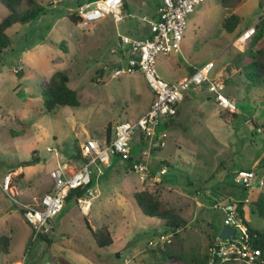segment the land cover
<instances>
[{"label": "rangeland", "instance_id": "obj_1", "mask_svg": "<svg viewBox=\"0 0 264 264\" xmlns=\"http://www.w3.org/2000/svg\"><path fill=\"white\" fill-rule=\"evenodd\" d=\"M40 1L45 11L26 24L7 29L10 42L0 55V181L11 175V191L22 203H31L51 189L52 168L81 165L82 141L92 137L102 142L106 126L111 135L117 123L136 121L153 99L141 72L116 77L112 72L117 54L121 55L117 33L144 37L135 28L142 27L139 17L154 15L157 0H122L124 20L115 23L106 15L86 24L73 23L68 16L89 0ZM130 13L135 17H129ZM232 13L240 17V23L228 33L222 22ZM5 14L0 4V18ZM263 15L264 0H238L227 8L221 0H201L194 7L185 17L180 53L156 57L158 74L172 82L188 67L213 60L207 77L211 80L222 71L227 73L222 93L238 112L231 113L207 99L211 93L206 90L191 93L169 124L162 125L160 130L167 133L164 146L149 151L146 175L141 176L117 157L111 158L108 166H100L103 174L93 178L88 214L83 215L73 199L66 202L44 233L51 241L49 246L37 238L31 239L25 250L30 226L0 188V233L10 236L9 253H0V264H61V260L69 264H198L205 261L209 241H216L218 229L229 223L227 207L236 213L239 201L244 202L241 208L248 225L263 227L254 200L264 194V84L248 83L244 69L251 60L248 50H264V20L257 26L261 33L250 39L244 52L232 44L239 32ZM115 48L117 51H112ZM120 63L124 65V61ZM99 68L103 74L93 82ZM57 70L69 76L68 84L76 91L79 105L48 112L40 88ZM140 133L135 129L132 136V159H139L148 146ZM31 157L39 161L26 165ZM158 166L167 171L164 176L155 174ZM239 169H252L263 185L243 190L234 182ZM154 177L172 184L162 188V200L177 206L187 221L179 231L182 249L173 247L182 258H164L159 252L170 238L157 247L149 245V239L155 240L159 232H169L160 219L142 214L131 195L148 187L159 190ZM96 226L107 227L111 245H95L89 227ZM220 264L246 263L230 258Z\"/></svg>", "mask_w": 264, "mask_h": 264}, {"label": "built area", "instance_id": "obj_2", "mask_svg": "<svg viewBox=\"0 0 264 264\" xmlns=\"http://www.w3.org/2000/svg\"><path fill=\"white\" fill-rule=\"evenodd\" d=\"M201 0H157L155 17H140L148 25L149 35L144 37L118 34L119 47L122 55L117 56V65L112 76L141 72L148 87L152 91L153 99L147 110L136 121H121L114 127L110 141L105 139L99 142L89 137L80 143L81 165L76 169L57 167L50 170L52 183L50 190L39 197H34L31 203H22L15 199L11 191V175L6 174L0 181V188L5 191L14 204L23 210V218L29 224L30 238L35 240L40 234L46 233L51 227V219L61 212L64 206V196L68 190L85 186L83 196L76 199V204L83 215L88 214L92 206L91 187H88L94 177L103 174L100 166H108L111 158L120 156L123 159L131 158L130 145L135 129H139L146 138L148 146L141 152L139 159L131 160V168L146 175L149 151L154 147L162 148L167 136L165 131L159 130L164 118L175 116L177 105L187 91H197L205 82L213 100L225 110L236 113V105L222 93L227 73L217 74L208 79L207 74L213 69V60H208L200 66H192L190 71L179 81L169 82L158 74L156 57L167 56L171 53H180V42L185 28V17L192 12ZM122 0H89L77 7L76 13L82 23L97 21L106 15H111L115 23L125 18L121 9ZM134 18V14H128ZM264 19V15L254 23L245 27L232 40V44L243 51L249 40L256 33L257 26ZM112 49V51H117ZM124 61L121 66L120 62ZM157 175L165 173V168H159ZM234 182L244 188L262 186L263 180L257 179L252 169H239L235 173ZM10 192V193H9ZM248 202V199L244 200ZM228 225L235 228L233 238L222 240L217 237L208 250V264L216 260L222 263L230 258L240 259L246 264H259L260 250L251 245L247 226L238 218L234 209L227 207ZM171 233L159 232L156 239H149V245L157 247L168 241ZM23 264V261L20 262Z\"/></svg>", "mask_w": 264, "mask_h": 264}, {"label": "trees", "instance_id": "obj_3", "mask_svg": "<svg viewBox=\"0 0 264 264\" xmlns=\"http://www.w3.org/2000/svg\"><path fill=\"white\" fill-rule=\"evenodd\" d=\"M238 0H221L223 7H232ZM0 4L6 9V14L0 18V55L1 52L6 49L9 45L10 38L7 33L9 29L14 24H26L39 15H41L46 6L42 4L40 0H0ZM69 19L73 23H81V18L75 14H70ZM264 20V19H263ZM240 23V17L234 13L228 15L224 18L222 22L223 29L231 33L235 30L237 25ZM257 37L261 33V29L257 31ZM255 33V34H256ZM254 34V35H255ZM253 35V36H254ZM252 36V37H253ZM250 41V40H249ZM63 48V46L60 44ZM246 48V47H245ZM244 48V50H245ZM244 50L242 52H244ZM251 60L246 64L244 69V76L248 83L252 86H260L264 84V50H257L251 52L248 50ZM117 65V64H116ZM20 70V69H19ZM19 71H16L18 73ZM103 68H99L95 71V74L92 77L93 82H97L98 77L102 76ZM69 76L65 71L57 70L50 75V77L45 81L44 85L40 88V94L42 98V104L46 111L51 112L59 106H69L77 107L79 105V100L76 94V91L69 86ZM110 127L106 126V134L103 139L110 141L113 136V132L110 135ZM11 133H15L14 130H11ZM144 137L142 134H140ZM157 148L154 146L152 149ZM80 152V149H79ZM120 158L126 165L131 167L132 157L129 159H123L120 156H115ZM113 157V158H115ZM39 161L37 157H31V159L25 161L26 165L35 164ZM94 184V179L91 180L88 187H91ZM87 187L81 186L70 189L64 196V204L71 199L76 202L78 197H81L85 193ZM245 190V188H243ZM132 197L138 209L142 214L149 217H155L160 219L163 222L165 230L171 233L170 243L163 249H159L164 258L169 257H180L183 255L177 249L173 250V247L176 246L179 249H182L183 239L180 237L179 231L184 228L187 224V221L182 217L178 210L169 205L166 201L162 200L157 192V189L148 187L140 190H135L132 192ZM243 201H239L235 205V210L237 212L238 218L247 226L248 235L250 243L253 247L260 250V263L264 264V226L261 228H253L248 225L243 216V210L241 208ZM21 215H23V210L20 206L16 207ZM254 210L256 214L264 220V194L254 200ZM91 237L98 248L107 247L112 244L113 239L109 233V230L106 226H96L94 228L89 227ZM38 238H42L46 241L47 246L50 245L51 241L45 238L44 233L40 234ZM32 240L28 239L25 250H28ZM213 241H209V246L213 245ZM10 247V236L8 233H0V253L8 254ZM205 261H201L198 264H208V253L204 256ZM192 261H197L196 257L191 258ZM61 264H69L65 260H61ZM214 264H220L218 260Z\"/></svg>", "mask_w": 264, "mask_h": 264}, {"label": "crops", "instance_id": "obj_4", "mask_svg": "<svg viewBox=\"0 0 264 264\" xmlns=\"http://www.w3.org/2000/svg\"><path fill=\"white\" fill-rule=\"evenodd\" d=\"M157 2V1H156ZM133 14V13H132ZM135 15V14H134ZM146 16V15H145ZM142 17V16H141ZM155 17V13H154V15H151V17H148V18H154ZM140 18V17H139ZM141 21V20H140ZM142 22V21H141ZM143 24H142V27L141 26H136V28H135V30H136V33L137 34H140L141 36H148L149 35V30H148V25L146 24V23H144V22H142ZM117 35H118V33H117ZM121 53H122V51H121ZM122 55V54H121ZM117 56H119L118 54H117ZM173 65H175V66H177V62H174L173 63ZM191 67L192 66H190V67H188V70L187 71H185V73H184V75L183 76H181V77H176V78H173V81H172V83H174V82H177V81H179L181 78H183L189 71H190V69H191ZM203 91V90H206L207 92H209L208 91V89H207V85L205 86V85H203V87L202 88H200L199 90H197V91H189V92H187L186 94H185V97H184V99L180 102V103H182L184 100H187V99H189V95L191 94V93H194V94H197V92H199V91ZM200 93V92H199ZM210 93V92H209ZM199 95V94H198ZM210 98H212L213 99V97H212V95H211V97H209V96H207V99H210ZM152 102V99H151V101L149 102V104H148V107H149V105H150V103ZM180 103H178V105H177V113H178V106H179V104ZM147 107V108H148ZM177 113L175 114V115H177ZM171 119V117H168V118H164L163 120H162V123L160 124V126H159V130L161 129V127H162V125H168L169 124V120ZM164 131V130H163ZM146 140V138L144 139V140H141V141H145ZM130 150H131V147H130ZM131 154V157H133V154H132V152L130 153ZM61 167V166H60ZM159 167L160 166H158L156 169H155V171L157 172V170L159 169ZM69 169H72V168H74V167H68ZM78 168V167H77ZM76 168V169H77ZM53 169V168H52ZM155 172V174L157 175V173ZM167 173V171H165V173H163V176L165 175ZM162 176V177H163ZM161 177V178H162ZM154 178H158V183L160 184V186H159V190H158V188H155V189H157V192H158V194H159V196H160V198L162 199V197H163V190H162V188H165V187H169L170 185H172V184H169L168 182H164V181H162V179H160L159 177H154ZM161 190V191H160ZM47 191V190H46ZM161 192H162V195H161ZM164 197H165V194H164ZM166 199V198H165ZM167 200V199H166ZM173 205V204H172ZM175 205H173V207H174ZM175 208L177 209V206H175ZM179 208V207H178ZM63 209V208H62ZM62 211V210H61ZM23 217V216H22ZM223 226V225H222ZM221 226V227H222ZM221 227L218 229V232H219V230L221 229ZM218 232H217V236H218Z\"/></svg>", "mask_w": 264, "mask_h": 264}, {"label": "water", "instance_id": "obj_5", "mask_svg": "<svg viewBox=\"0 0 264 264\" xmlns=\"http://www.w3.org/2000/svg\"><path fill=\"white\" fill-rule=\"evenodd\" d=\"M234 234L235 228L228 224H224L218 232V237L222 240H227L233 238Z\"/></svg>", "mask_w": 264, "mask_h": 264}]
</instances>
